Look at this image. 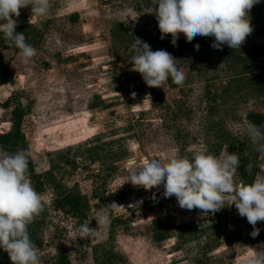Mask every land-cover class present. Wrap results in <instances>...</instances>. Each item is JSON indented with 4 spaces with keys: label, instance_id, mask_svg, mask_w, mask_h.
<instances>
[{
    "label": "rangeland",
    "instance_id": "obj_1",
    "mask_svg": "<svg viewBox=\"0 0 264 264\" xmlns=\"http://www.w3.org/2000/svg\"><path fill=\"white\" fill-rule=\"evenodd\" d=\"M148 3L50 0L39 17L19 9L14 31L37 50L27 65L0 34L1 70L12 77L0 87V134L11 129V112L19 109L21 132L42 175L40 186L29 179L45 196L27 226L43 242L41 264H57L58 257L70 264H241L250 248L264 251V221L255 224L263 236L251 237L253 226L234 205L225 202L215 213L182 209L174 195L163 197L162 184L145 190L126 182L124 169L130 156L142 162L175 150L191 159L201 148L219 155L227 144L239 157L236 181L264 174V156L245 131L249 114L264 116V53L253 62L246 58L251 45L264 46V0L248 11L252 31L237 49H214L210 36L180 33L175 44L170 34L161 38L154 14L143 11ZM132 37L168 51L185 81L146 86L132 70ZM50 177L81 196L83 219L49 209ZM112 202L124 208L110 210V224L97 226L100 210ZM83 222L97 233L70 235ZM0 264H12L2 249Z\"/></svg>",
    "mask_w": 264,
    "mask_h": 264
},
{
    "label": "clouds",
    "instance_id": "obj_2",
    "mask_svg": "<svg viewBox=\"0 0 264 264\" xmlns=\"http://www.w3.org/2000/svg\"><path fill=\"white\" fill-rule=\"evenodd\" d=\"M256 3L259 0H150L143 11L154 14L161 38L170 34L173 44L183 33L188 39L196 35L214 37L210 45L214 49L225 44L237 49L252 31L248 11ZM25 7L30 8L31 16H44L49 11L50 0H0V34L18 49L20 63L27 65L37 50L25 42L24 33L14 31L15 17L19 16V9ZM132 41V70L141 75L146 86L162 88L169 78L174 84L185 81L186 72L168 51H153L138 37H132ZM194 48L198 49L199 45ZM262 129L264 125L248 123L245 131L255 150L264 156ZM227 147L223 145L219 155L201 148L193 152L191 159L178 156L175 150L172 154L164 153L161 158L145 157L142 162L130 156L124 162L126 182L145 190L159 188L162 184L163 197L174 195L182 209L195 207L215 213L228 202L227 206L234 205L238 215L253 226L249 235L255 237L260 231L255 227L256 222L264 221V174L257 173L251 183L236 181L239 157L236 153L229 154ZM27 169L25 149L15 153L0 149V249L7 252L12 264H41L27 226L43 209L45 196L34 189ZM117 208L124 206L112 202L103 207L96 225L110 224V210ZM96 233L97 227L91 228L89 222H83L77 224L70 235L83 239ZM241 264H264V251L250 248Z\"/></svg>",
    "mask_w": 264,
    "mask_h": 264
},
{
    "label": "trees",
    "instance_id": "obj_3",
    "mask_svg": "<svg viewBox=\"0 0 264 264\" xmlns=\"http://www.w3.org/2000/svg\"><path fill=\"white\" fill-rule=\"evenodd\" d=\"M264 53V46L261 44H253L249 47L246 53L248 62L256 61L259 56ZM1 58H0V87L9 84L12 80L11 75L7 70L2 72L1 70ZM21 111L14 109L11 112L10 124L11 129L8 132L0 134V149H3L9 153H15L17 150L25 149L28 154V178L35 181V186H40L39 179L42 178L41 174H38L34 168L31 156L26 144V140L21 132ZM250 123L255 125H264V116L259 113H252L248 115ZM45 175V174H44ZM50 179H53L50 177ZM53 182V196L49 203V209L52 212L61 213L63 216L68 218H74L81 220L84 218V211L82 208V198L79 194L72 193L70 191L64 192L62 185L58 182ZM38 188V187H37ZM42 189V188H40ZM69 190V189H68ZM30 239L34 242L37 249L42 247V240L33 235H29ZM263 233H259L255 237H261ZM252 237V236H251ZM57 264H70L66 257H58Z\"/></svg>",
    "mask_w": 264,
    "mask_h": 264
}]
</instances>
